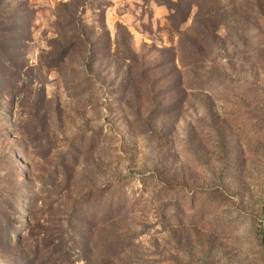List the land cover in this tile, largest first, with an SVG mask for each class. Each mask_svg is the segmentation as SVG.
Returning <instances> with one entry per match:
<instances>
[{
  "label": "rangeland",
  "instance_id": "374dc122",
  "mask_svg": "<svg viewBox=\"0 0 264 264\" xmlns=\"http://www.w3.org/2000/svg\"><path fill=\"white\" fill-rule=\"evenodd\" d=\"M0 264H264V0H0Z\"/></svg>",
  "mask_w": 264,
  "mask_h": 264
}]
</instances>
